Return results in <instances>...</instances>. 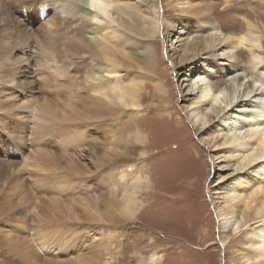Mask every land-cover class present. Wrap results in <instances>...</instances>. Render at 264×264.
Wrapping results in <instances>:
<instances>
[{
    "label": "bare ground",
    "instance_id": "1",
    "mask_svg": "<svg viewBox=\"0 0 264 264\" xmlns=\"http://www.w3.org/2000/svg\"><path fill=\"white\" fill-rule=\"evenodd\" d=\"M142 1L22 0L19 5L17 4L25 17L31 20L37 15L47 18L42 21L41 34L33 35L29 27L20 22L10 25L14 37L13 40L10 37L6 46V42L4 43L6 58L0 61V95L5 98L0 100L1 128L7 130L2 115L16 119L17 116L25 115H19L18 112L13 115L14 108L17 111L29 109L27 100L17 98L14 101L16 90L20 88L22 95L31 101L33 92L38 90L45 92L47 88L51 89L57 85L58 79H61L58 76L64 72L56 59L60 54L66 59H80L90 66L82 71L83 80L80 81L79 87L77 85L72 87L68 100L60 111L53 109L48 96H43L40 102H35L32 112L34 120L29 133L32 138L30 142L36 144L32 145L36 150L28 157L31 169L24 167L12 173L10 169L15 164L0 162V165L2 164L0 181L3 179V182L6 181L7 191L19 187L20 182L27 176L40 189L51 188L55 191L58 189L57 186L59 191L66 190L72 184L68 179L69 172L62 170L59 163L51 159L52 155L46 152L43 146L45 137H48L47 142L53 139L54 143L61 144L63 148L69 144L80 146L92 138V126L89 122L91 115H112V128L115 131L123 127L125 119L129 122V118L141 115L139 88L142 82L138 80L144 72L140 71L138 76L129 79L128 76L121 75L119 70L121 60L132 59L135 54L132 50H129L128 54L123 48L132 40L128 33H133V28L135 34L141 38L134 39L141 48L142 57H139V61L145 69H153L157 65L155 49L143 39L150 40L156 37L157 33H161L157 29V20L161 19L157 18L156 0H148L150 2L148 10L142 8ZM201 1L175 0L172 6H180L179 13L188 21L184 25L187 39L179 55L182 69L178 71L180 74L184 71L191 72V77L193 76L189 79L187 89L190 98L188 99L186 94L183 95L187 103L185 108L190 106L187 115L192 125L199 131V135L204 140L214 139L217 146H226L223 154L226 157L228 153V162L233 161L232 173L226 180L225 176L222 177L221 185L217 184L215 187V179L210 181V184L214 183L211 186L212 191L221 190L220 201L214 207L218 217L219 239L224 246V257L221 260L223 264H264V23L253 13L243 16V20L235 27L224 29L221 24L214 21L211 7L200 5ZM29 3L31 6L36 3V8L40 6V9L28 7L26 4ZM6 13V9L0 12V21L5 23ZM163 20L165 25L163 32L169 38L170 22L165 18ZM32 44L41 51L39 53L42 59L40 64L38 63L39 69L35 75L43 81L37 82V90L33 91L31 87L34 82L29 83L33 81L32 79L28 80L29 77L18 79V74L26 75L23 73L25 71H21L20 65L27 61L29 47ZM17 46L20 47L19 53L22 56H16L14 50L11 51L12 47ZM241 47L248 51L247 56H243ZM200 54L205 57L198 63L197 57ZM217 56L224 62H216ZM244 63L247 66H243ZM197 66H200L199 69L202 71L198 74L192 73ZM52 67L56 70L44 76L43 70ZM156 85L159 93L165 96L167 91L164 85L161 82ZM18 100L22 103L18 104ZM163 111L167 112L166 109ZM135 125L124 134L126 139L119 138L115 133L114 142L122 141L127 147L128 140L133 139L142 145L139 156L144 159L148 136ZM126 156L124 160L127 163L112 169L114 174L110 176V182L106 181V185L112 192V200L115 199L116 204L120 205L123 216L131 220L138 218L143 203L139 197L144 191L142 189L149 187L150 180L144 172L146 170L144 160L133 161ZM2 174L4 175L1 176ZM119 191L121 197L117 194ZM58 201L44 205L43 200V206L35 210L41 228L39 234L36 233L38 236L46 237L45 234L54 230L62 232L64 227L69 230L78 219L75 213L71 216V211L75 209L72 208L70 211L69 207ZM80 205L89 216L100 213L96 205L94 206L96 213L89 210L91 205L88 202H80ZM47 208H50L48 212ZM3 232L0 227V234ZM66 236L68 238L66 243L70 245H74L73 241L79 245L86 242L84 230L74 231L72 235ZM64 242L54 243L63 246ZM70 245L67 244L66 247L72 250L73 246ZM38 246L40 249L45 246L46 249V246L54 245L41 239ZM85 247L83 244L78 250ZM160 258V255L152 252L148 257H140L139 263L159 264ZM25 260L22 257L19 264H26ZM52 260L54 259L48 264H59Z\"/></svg>",
    "mask_w": 264,
    "mask_h": 264
},
{
    "label": "rangeland",
    "instance_id": "2",
    "mask_svg": "<svg viewBox=\"0 0 264 264\" xmlns=\"http://www.w3.org/2000/svg\"><path fill=\"white\" fill-rule=\"evenodd\" d=\"M21 1L0 0V12L3 9L7 10L4 15L6 23L0 21V61L6 58L4 43L6 42V46L10 37L12 40L14 37L11 24L20 22L26 24L33 35L41 34L42 21L47 18L42 15L35 16L33 20L25 17L24 12L18 8ZM174 1L156 0L157 18L161 19V21L157 20V29L161 33H157L156 37L150 40L143 39L155 49L158 60L155 68L145 69L139 61L142 54L140 46L134 42V39L139 37L135 34L134 28L133 33H128L132 40L123 46L124 50H127L126 53L129 54L128 51L132 50L135 54L132 59H120L122 65L119 73L132 79L140 71L144 72L138 80L142 82L139 88L141 115L129 118V122L125 119L123 127H119L116 131L112 128V115H91L89 122L92 126V138L80 146L69 144L63 148L61 144L54 143L53 139L47 142L48 137H45L43 146L46 152L52 155L51 159L56 160L62 170L69 172L68 179L72 184L66 190L59 191L57 186L58 189L55 191L51 188V190L40 189L27 176L20 182L19 187H14V190L9 192L6 189V181L3 182L4 179L0 181V196L2 194L0 227L4 231L0 234V264H19L22 257L26 259L27 262L24 261L26 264H48L51 259L59 264H107L108 259L109 264H140V257H148L152 252L160 255L159 264H223L221 259L224 257V246L219 239L218 217L214 209L220 201L221 190L212 191L211 186L214 183L210 184V181L215 179L216 187L222 182V177L225 176L224 180H226L232 173L233 161L228 162V153L226 157L223 154L226 146H217L214 139L204 140L187 115L190 106L185 108L187 103L183 95L186 94V97L190 98L187 89L189 79L193 76L191 77V72L184 71L180 74L178 71L182 69L179 55L187 39L184 25L188 21L179 13L180 6H172ZM35 4L26 5L36 8ZM142 4V8L148 10L150 2L143 0ZM200 5H209L214 14V21L221 24L224 29L235 27L243 20V16L253 13L260 22L264 23V0H202ZM164 18L170 22L169 38L163 32ZM11 49L14 50V55L22 56L19 53V46ZM241 49L243 56H247L248 51L243 47ZM39 51L34 44L29 47L27 61L20 65L21 71H25L23 73L26 75L18 74V79L29 77L28 80H33L29 82H34L32 91L37 90V82L43 83L40 77L38 79V75H35L39 69L38 63L40 64L42 59ZM204 57L205 55L200 54L197 57L198 63ZM56 59L64 71V74L58 76L61 78L57 82L59 86L47 88L45 92L39 90L33 92V98L30 96L31 101L22 95L19 88L13 97L14 101L17 98L27 100L29 109L17 111L14 108L13 115L18 112L19 115L25 116L11 119L2 115L7 130L0 127V162L15 164L12 170L10 169L12 173L24 167L31 169L28 157L36 150V147L32 146L36 144L30 142L32 138L29 133L34 120L32 112L35 102H40L43 96H48L52 101L50 104L53 109L60 111L68 100L72 87L76 85L79 87L80 81L83 80L82 71L90 66L80 59H66L61 54ZM216 59V62H224L220 60V56ZM243 66L247 64L244 63ZM199 67L194 68L192 73H200L202 69ZM55 70L54 67L45 68L44 76ZM160 82L167 91L165 96H162L157 89L156 84ZM1 96L3 97L2 94ZM2 97L0 100L5 99ZM17 103L22 102L19 103L18 100ZM134 125L148 136L144 159L139 156L142 145L133 139L128 140L127 147L122 141L114 142L115 133L119 138L126 139L124 134H127ZM125 156L133 161L144 160L146 167L144 172L150 180L149 187L142 189L144 191L139 197L143 203L138 218L131 220L123 216L120 205L116 204L115 199L112 200V192L106 185V181L110 182V176L114 174L112 169L127 163L124 160ZM117 194L121 197V191ZM50 196L54 198L51 199ZM43 200L44 205L54 204L59 200L58 202L65 204L63 206L69 207L70 211L72 208L75 209L71 211V216L75 213L78 219L71 229L64 227L62 232L54 230L45 234L46 237L37 235L41 228L35 210L43 206ZM84 201L91 205L89 210L96 213L94 210L96 205L100 213L96 216L86 214L80 205V202ZM49 209L47 208V212ZM82 230L85 231V243L80 245L76 241H73L74 245L66 243L68 242L66 234L72 235L74 231ZM41 239L54 246H46V249L49 247L47 250L45 246L40 249L38 243ZM56 241L65 242L63 246H59L55 245ZM67 244L73 246L72 250L66 247ZM83 244L86 247L78 250Z\"/></svg>",
    "mask_w": 264,
    "mask_h": 264
}]
</instances>
